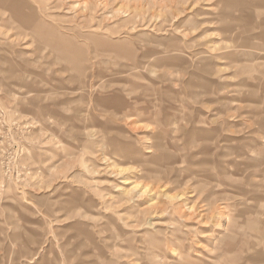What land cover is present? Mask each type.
I'll use <instances>...</instances> for the list:
<instances>
[{
	"label": "rangeland",
	"instance_id": "obj_1",
	"mask_svg": "<svg viewBox=\"0 0 264 264\" xmlns=\"http://www.w3.org/2000/svg\"><path fill=\"white\" fill-rule=\"evenodd\" d=\"M0 264H264V0H0Z\"/></svg>",
	"mask_w": 264,
	"mask_h": 264
},
{
	"label": "bare ground",
	"instance_id": "obj_2",
	"mask_svg": "<svg viewBox=\"0 0 264 264\" xmlns=\"http://www.w3.org/2000/svg\"><path fill=\"white\" fill-rule=\"evenodd\" d=\"M132 29V28H131Z\"/></svg>",
	"mask_w": 264,
	"mask_h": 264
}]
</instances>
